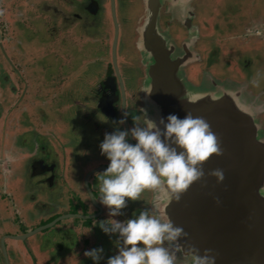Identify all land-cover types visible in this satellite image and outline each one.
<instances>
[{"label":"flooded vegetation","instance_id":"af4514ba","mask_svg":"<svg viewBox=\"0 0 264 264\" xmlns=\"http://www.w3.org/2000/svg\"><path fill=\"white\" fill-rule=\"evenodd\" d=\"M202 1L203 0H194L192 2V6L196 12V18L193 21L195 24H198V4L200 5ZM98 2H100V0L79 1V4L82 5L79 9L84 15L89 13L91 15H97V13L101 10V5L98 7ZM134 2L135 5L138 4V8L144 12L146 7L145 0H134ZM162 3L161 28L166 29L168 24H170L171 29L174 25L180 26L172 15V9H168V0H163ZM220 3L221 1L216 2L215 7L219 8ZM44 6V9H46L50 15L52 13V17H55V15L59 16L61 14L60 10L62 9L58 8L56 4H49L48 2H45ZM70 13L71 12L65 13L67 20L69 19L68 15H70ZM72 14L78 15V12L75 11L74 14L73 10ZM218 17L219 16L217 15V20L220 22V28L222 29L219 34H221L222 39H227L226 42L231 46V48H233L229 56L232 57L234 62L232 61V65L229 67V69H231L228 70V74L224 73V70H222L218 71L221 74L215 75H220L219 77L221 78L222 76L223 79L238 78L237 75H239L240 78L247 84L248 90L252 92L253 83L250 77L246 79V68H252L253 62L251 61V58L244 57L242 55L244 53L251 52L253 44H260V47L262 44L264 45V25L261 22L262 20L258 18V21L253 22H258V28L255 29V32L251 31L249 27H247L244 31L233 33L231 32V28L235 27L236 21H234L231 26L230 22L226 23L225 21H221ZM69 21L70 20L66 21V23ZM119 27H121L120 22ZM171 29L169 32H171ZM135 35L136 34H134V36ZM255 36L259 37L256 39L257 43L253 42ZM0 37L1 43L4 39L3 30L1 29V21ZM203 38L204 36H201L196 45V49L202 54L201 61L192 63L186 68L189 78L196 84H200L204 72L209 69V66H203L204 56L202 50H204V48L202 49L201 45L206 46V44H203ZM182 40L177 41L175 38V41L179 45ZM201 41L202 44H200ZM19 43L22 46L23 43L20 41ZM135 44L136 43H134V45ZM30 46V44L25 45L26 55L29 58L30 54L34 56V52L29 50ZM260 50H262V47ZM135 51V54L139 56V63H143V59H141V52L138 51L137 46ZM19 52L22 54L21 50H19ZM28 52L30 54H27ZM57 53L58 50L53 51L52 56H56ZM212 55H215V52L212 53ZM226 57H228L227 54ZM35 59L38 61V58ZM9 66L12 67V64L9 63ZM193 66L196 68H193ZM26 67L27 66H24L25 71H27ZM143 68L144 75L142 76V83L141 79L138 77L132 78L131 80L133 85L129 87L126 85L127 79L124 76L125 72H121L119 68V76L117 75L112 58V60H110L107 64L106 71L103 72L102 78L96 83L94 94L95 107L89 106L92 104L91 101H89L90 103L88 106L90 107V118L83 112L84 108L81 104H77L79 100H85V98L76 97L77 80L76 76L73 75L70 70L67 74H72L71 76H65V74L57 69L55 74L54 72H49V74H47V71L45 68L43 69V66L41 67V72L38 74H22L18 71H13L14 73L9 72L8 74H2L0 71V192L9 194L6 199L3 194L0 196V200L3 201V203L0 201V221L20 222V227L18 230H14V233H4L3 235H0V264H13L11 263L13 256L17 257V259H20L21 257L23 258L22 263L17 264H64L57 260L60 254H67L68 250H64L60 242L57 241V237L52 235V233L57 234V231L67 229L68 232H70L68 240L70 244L74 246V242L76 241V224H79L82 221V226L89 228V226L91 227L90 224L93 220L105 217L103 214L107 212V209L105 206V208L102 206L97 198L99 196V192L95 173L103 171L107 167L109 161L107 158H103L101 153L94 155L96 151H93L92 148L96 141L91 138H83L81 134L85 132V136H87L86 131L88 129H90V131L93 129V132L95 130V133L97 134V130L94 126L97 127L98 130L103 129L101 121H99L98 117L93 114V111H96L97 115H100L102 119L103 117H106L111 123H113L112 127H105V130L108 133H111L116 129L128 130L131 128L125 113H127L128 108L131 109V107L136 104V102L133 103L132 99H130V94H132V92L135 95L137 93L140 95V98L139 95L137 96V105L138 109L142 113L141 109L143 108V102L141 101L140 93H142L144 89L143 85L145 86L146 84L147 76V67L143 65ZM191 69H195V71L198 70V72L194 73ZM136 73L137 76L140 74L139 67L138 72ZM62 74L64 75L63 77H65L64 79ZM44 87L48 89H46L47 95L50 97V105L52 108L50 113H48V110L44 109L40 103L41 98H44L43 95H46ZM261 93L264 94V83ZM127 95L130 96L126 98ZM262 97L260 96V99L264 100V96ZM33 101L38 102V104H35ZM80 114L82 116L81 125L84 127L82 128L80 134H78L80 128L77 125L76 120ZM37 115H40L41 123L47 125L48 127L57 124L62 129V134H43L40 130H36L35 128H31V130L26 128L22 134L17 132L15 126L21 123L24 125L29 124L30 121L34 120L33 117ZM122 116L125 123H119ZM261 117L264 120V113L261 114ZM95 118L97 121H95ZM127 139L129 143H135V141L131 138L130 133ZM77 146H81L82 149H79ZM50 151L57 156L56 158L58 161L53 159ZM18 156L24 157V162L27 158H36L29 165V173H32L33 176L37 175L40 184L48 185L49 183L50 186L56 187L59 182V177L61 182L65 183V181H67V184L64 185L67 188H60L57 191L59 202L55 207L51 206L47 200H44L42 195L40 197L30 195V193L24 190L23 177H20V175L16 173L14 168L16 165H13L16 163L15 160ZM66 156L69 158L68 165L65 161ZM12 190L17 192L19 195L22 192L21 198L17 200L13 196V193L11 192ZM80 190H83L85 197L80 195ZM66 192L69 193L74 203L70 207L65 204V208L62 209L63 204L61 201L62 198L65 197L64 194ZM17 193L14 194L18 197ZM154 195H157L156 192ZM78 197L80 198L78 199ZM77 202L82 203L81 206H78ZM39 205L42 208H40ZM49 206L51 207L49 208ZM90 206L95 210L90 212L88 210ZM97 213H99V215L90 217V215ZM60 216L64 217L57 220L53 226L41 230L34 235L27 237L24 236L41 226L49 224ZM66 223H69L68 228L62 227V225H65ZM11 236H15V238H17L13 239L17 241L16 244L19 248L22 243L24 245L27 244L29 248L23 247L20 251L16 250V252H12L8 248V240ZM18 236H22L23 238L19 239L21 237ZM51 237L53 239L48 241L49 244L47 246L45 241H47V238L50 239ZM61 248L63 249L60 250ZM4 250L9 258L8 261L6 260ZM48 253H51L52 257L48 259L45 258L44 261H42Z\"/></svg>","mask_w":264,"mask_h":264},{"label":"water","instance_id":"95a60500","mask_svg":"<svg viewBox=\"0 0 264 264\" xmlns=\"http://www.w3.org/2000/svg\"><path fill=\"white\" fill-rule=\"evenodd\" d=\"M79 1L85 0L74 1L78 4L74 14L76 11L78 15L70 11L68 20L79 22L78 26L82 29L84 26L97 25L95 18L103 10L104 2H98L101 10L90 21L80 11L82 5ZM162 1L145 0V16L139 28L137 48L147 67L146 84L141 94L142 113L161 130L163 125L160 124V118L170 113L178 118L186 112H190L193 117H202L216 135L220 149L219 155L210 154L202 162L204 175L190 183L179 200L169 196L167 200L161 201V214L187 233V236L179 238L180 250L176 252L175 264H186L183 250H187L189 245L201 254L204 249H211L215 255V264H264V120L261 117L264 113V100L249 91L246 83L231 79L219 80L209 74V70L203 74L202 87L193 83L186 68L202 59V54L196 49L200 29L193 22L196 18L192 6L194 0H168V9H172L173 17L187 31L180 45L169 32L170 24L166 29L161 28ZM110 4L115 24L113 64L119 76L118 0H110ZM42 10L41 15H47L46 21L39 15L37 17L40 22L38 19H35V23L20 22V27L25 30L35 26L43 28L41 24H45L51 31V15ZM83 37L82 34L80 38ZM182 95L191 101L178 99ZM216 168L223 171L224 178L220 182L209 175L210 170ZM156 194L167 195L166 192ZM97 215L99 213L90 217ZM63 217L24 236L49 228ZM4 253L8 261L5 250Z\"/></svg>","mask_w":264,"mask_h":264},{"label":"rangeland","instance_id":"374dc122","mask_svg":"<svg viewBox=\"0 0 264 264\" xmlns=\"http://www.w3.org/2000/svg\"><path fill=\"white\" fill-rule=\"evenodd\" d=\"M74 1L78 0H0V21L1 29L3 30L4 35V39L0 43V71L2 74H8L9 72L14 73L13 71H18L22 74H38L41 72V67L43 66V69L45 68L47 71L44 72H46L47 74H49V72H54L55 74V72L59 70L63 74H65V76H71L72 74L75 75L77 80L76 97L85 98V100H79L77 104H81V106L84 108L83 112L86 113L90 118L91 115L89 106L95 107L94 94L96 83L102 78L103 72L106 71L107 64L113 58L112 44L115 36V24L112 17L110 0H102V2H104V8L103 10H101L98 17L95 18L97 25L92 24L90 26H84L85 28L83 27L82 29L80 25L78 26L79 22L77 21L70 20L68 23H66L67 18L65 13L73 11L76 5H78L74 3ZM219 1H221L220 7L216 8V2ZM45 2H48L49 4H56L58 8L62 9L65 12L64 13L62 10H60L61 14L59 16L55 15V17H51L52 13L51 16L49 15V18H51V31L48 29V27L46 28L45 24H41L42 26L44 25L43 28H40L39 26H35L37 29L32 28L25 30L24 27L21 28L20 22H24L25 24H29V22L35 23V19H38L40 17L39 15H41L42 8H45ZM202 2L200 3V5L198 4L199 17L197 25L200 29V37L204 36L203 44H206V46L201 45V48H204V50H202L204 56L203 66H209V74H213L217 77V79L223 80L222 76L220 78V75L217 76L215 74H221L218 71L222 70H224V73L228 74V70L231 69H229V67L232 65L233 61L232 57H230L229 54L231 53V50H233V48H231V46L226 42L227 39H222L221 34H219L222 29L220 28V22H218L217 20V15L219 16V20L225 21L226 23L230 22L231 26L233 25V22L236 21L235 27L231 28V32L233 33L244 31L247 27H249L251 31L255 32V29L258 28V22H253L258 21V18L262 20L261 22L264 25V0H203ZM38 4H40L41 6L38 7ZM116 6L117 19L121 25L117 47L118 66L121 72H125L124 76L127 79L126 85L130 87L133 85V82L131 80L132 78L138 77L139 79H141L142 83V76L144 75L143 65L145 64L141 63V65L139 63V56L135 54V48L139 41V28L143 22L145 12L141 11L140 8H138V4L135 5L134 0H118V4H116ZM44 10L46 11V9ZM70 15H68V17H70ZM41 16L45 19V21L47 20L46 14L42 13ZM86 16L91 21L97 15H91L89 13L86 14ZM37 21L40 22L39 19ZM175 21H177L180 26L174 25L172 29L170 28L172 36L176 38L177 41H181L182 39H185L187 33L178 22V20L175 19ZM82 34L84 35V37L80 38L82 37ZM134 34L136 35L134 36ZM257 38L259 37H254V43H257ZM19 41L23 43L22 46ZM134 43L136 44L134 45ZM28 44L31 45L29 50L34 52V56L29 52L27 53L30 54V58L27 57L25 51V45ZM200 44H202V41L200 42ZM262 45V50H260V44H253V47H251V52L244 53L242 55L244 57H249L252 59V68H246V79L250 77L253 83L252 93L259 98L260 96H264V94L261 93L264 83V45ZM19 50H21L22 54L19 52ZM57 50V55L52 56V52ZM214 52L215 55H212V53ZM226 54L228 55V57H226ZM35 58H38V61ZM9 63L12 64V67L9 66ZM24 66H27V71H25ZM137 66L139 67L140 71V74H138V76L136 73L138 72ZM193 68L196 67L193 66ZM69 70L72 74H67ZM191 71H193L194 73L198 72V70L195 71V69H191ZM63 74L62 77L64 76ZM237 77L238 78H232L233 80L231 79L230 81H243L245 83V81L241 79L239 75H237ZM64 78L65 77H63V79ZM197 85L200 87L203 86L201 82ZM44 89L46 95H43L44 98H41L40 103L42 107L44 109H47L48 113H50L52 111L50 105V97L47 95L48 89L45 87ZM130 95H127L126 98L130 96L132 102H136V104L135 106L133 105L131 109L128 108L127 110V118L129 124L131 128L133 126H136L137 124H139V126H143L145 116L138 109L137 105V96L139 95V93L135 95L132 92V94ZM89 101H91L92 104L89 105ZM33 102L35 104H38V102L36 101ZM93 114L98 117L99 121H101L103 129L98 130L97 127L94 126V128H96L97 130V134L95 133V130L93 132V129L91 131L90 129H88L86 131L87 136H85V132L82 133L81 136L83 138H91L96 141L95 145H93L92 148L93 151H96V153H94V155H96L98 153H101L99 149V143L103 140L104 134L107 132L105 130V127H112L113 123H111L106 117H103L102 119L100 115H97L96 111H93ZM133 117H136L138 121H133ZM33 118L34 120L30 121L29 124L24 125L23 123H21L15 126L17 132H20V134H22L26 128H28V130H31V128H35L36 130H40L43 134H62V129L57 124L48 127L47 125L41 123L40 115L34 116ZM122 120L123 123H125L123 116ZM76 121L77 125L80 128L78 134H80L82 128L84 127L81 125V114L77 117ZM95 121H97L96 118ZM92 123L95 124L94 122ZM78 148L82 149L81 146ZM50 154L53 156L54 160L58 161V159L56 158L57 156L54 153L50 151ZM102 156L103 158H106L104 155ZM24 159V157L18 156L15 160L16 163L13 164L14 166L16 165L14 167L16 173L19 174L20 177H23L24 190L30 193V195L39 197L42 195V198L44 200H47L51 206L55 207L59 202L57 191L60 188L64 189L66 187L64 185L67 184V181H65V183L61 182V179L59 177V182L56 187L50 186L49 183L48 185L40 184L38 181V176H33L32 173H29V165L36 158H27L25 162L23 161ZM65 161L68 165L69 158L67 156L65 158ZM11 192L17 200L21 198L22 192L20 195L13 190ZM80 192V195L85 197V193L83 192V190H80ZM14 193H17L19 198ZM154 193L155 192L152 190H145L140 194V198L134 201L126 197L125 199L127 203L126 206L121 209L122 215H117L113 218L123 221L127 218L132 217L134 213L138 214V212L142 209H150V202L155 197ZM2 194L5 199L8 198L7 195L9 194L0 192V196ZM64 196L65 197H63L61 201L63 204L62 209L65 208V204L67 206L69 205L70 207L74 203L68 192H66ZM79 198L80 197H78V199ZM1 202L3 203V201ZM77 203L78 206H81L82 204L80 202ZM51 206H49V208ZM102 206L104 207V205ZM39 207L42 208L40 205ZM88 210L92 212L95 209L90 206ZM103 215H105V217L93 220V222L90 224L91 227L89 226V228H85L84 226H82V221L79 224H76V241L74 242V246H72L68 240L70 232H68L67 229H61L60 231H57V234L52 233V235L57 237V241L60 242L64 250H68L67 254H60L57 261L64 264H106L107 258L115 254L117 249L114 244V241L116 240V234H105L99 227V221L108 219L107 212H105ZM3 223L6 222H1L0 226H2ZM68 224L69 223H66L65 225H62V227L68 228ZM51 239L53 238H47V241H45V244L47 246L49 244L48 241H51ZM22 244L20 248L18 245H16V248L11 247L10 250L12 252H16V250H22L23 247L29 248L27 244H23L24 246H22ZM96 247H100L103 249L102 258L96 262H93L90 257L84 255V251ZM63 248H61L60 250H62ZM46 255L47 256L44 257L42 261H44L45 258L48 259L52 257L51 253H48ZM21 258L17 259V257L13 256L11 263H22L23 258Z\"/></svg>","mask_w":264,"mask_h":264},{"label":"clouds","instance_id":"9594fccd","mask_svg":"<svg viewBox=\"0 0 264 264\" xmlns=\"http://www.w3.org/2000/svg\"><path fill=\"white\" fill-rule=\"evenodd\" d=\"M185 98L191 101L185 95L178 97ZM133 121L138 120L133 117ZM160 124L162 130L145 118L143 126L106 132L99 143L101 154L109 162L103 171L95 173L97 198L108 212V219L98 224L105 234H116L117 249L106 264H175L179 238L187 233L161 214V201L169 196L179 200L190 183L204 175L202 162L210 154H220L217 137L204 118L193 117L190 112L181 118L170 113L160 118ZM129 133L135 143L128 142ZM209 175L216 177L217 182L224 178L219 168L210 170ZM145 190L167 195L155 196L150 209H142L123 221L113 218L122 215L126 197L137 200ZM102 252V248L96 247L85 250L84 255L96 262L102 258ZM183 253L186 264H215L211 249H204L201 254L189 245Z\"/></svg>","mask_w":264,"mask_h":264},{"label":"crops","instance_id":"0c3cea01","mask_svg":"<svg viewBox=\"0 0 264 264\" xmlns=\"http://www.w3.org/2000/svg\"><path fill=\"white\" fill-rule=\"evenodd\" d=\"M0 223H1V221H0ZM19 227H20L19 221H15V222H11V223H8V222L3 223L2 226H0V235H3L4 233H12L14 230H18ZM8 241H9V246H8L9 249H11V247L16 248L17 241H15L14 239H11V238H9ZM22 246H24V245L22 244ZM35 247H37V246H35Z\"/></svg>","mask_w":264,"mask_h":264}]
</instances>
